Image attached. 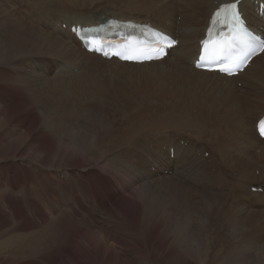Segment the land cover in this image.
I'll list each match as a JSON object with an SVG mask.
<instances>
[{
	"label": "bare ground",
	"instance_id": "obj_1",
	"mask_svg": "<svg viewBox=\"0 0 264 264\" xmlns=\"http://www.w3.org/2000/svg\"><path fill=\"white\" fill-rule=\"evenodd\" d=\"M181 1L185 8L180 2L181 9H177L178 13L176 16L168 15L164 17L167 24L165 23L163 30L153 26L148 21L127 19V16L123 13L118 15L121 17H117L114 12H97L95 16L87 17L85 20L78 22L64 19L56 22L52 20L46 21L45 24L53 29L60 36H58L60 39L64 40L61 47H53L51 49L47 45L48 43L51 45V41L40 35H34L28 29L22 33L24 45L18 50L8 46L4 40H1L12 30L14 23L11 17L9 19L10 12L3 8L0 1V264H247L246 258L241 259L242 251L232 254L222 249V246L226 249L231 247H228L229 245L226 243H222L223 245L219 244L217 240L218 229L213 231V236L205 233L207 230L205 231L204 225L212 217L210 209L213 205L226 199L224 193L220 195L221 199L213 194L203 193L198 195L197 210L199 219L195 225L196 228L190 226V214L189 217L186 215L187 211H189L188 209L177 210L175 206L169 209L166 207L165 197L157 192L156 185L140 188L133 196H124L115 202L112 208L104 212V221L103 219L99 221L97 213H100L101 209L107 206L108 203L114 202L120 191L124 188L121 192L123 193L128 187L127 183L123 184L108 178L116 177L113 171L120 167V163L107 160V151L104 153L90 144V140L96 133H90V131L86 130L85 133L83 132L84 134L75 135L72 133L74 136L55 138L50 133L51 130L45 128L48 118L51 116V110H49V107L52 108L51 103L59 105L62 100L66 99L64 92H62L64 89L58 86L64 79L55 78V81L51 84L54 87L50 86L46 89V87H43L44 82L42 81L44 77L42 74L40 72L34 73L26 67L25 57L27 55L31 56L36 65H44V63H48L47 60L50 58V53H53L52 58L57 60L72 61L75 64L85 62L87 66L89 65V67L102 71L105 70L103 67L113 64H117L116 66L119 68H125L129 71L145 68L144 70H149V73L171 83L174 90L180 88V90L186 91L189 87L190 71L191 69L196 70L195 62L198 60L201 41L205 38V32L210 24L212 14L221 5L230 4L236 0H210V6L203 14L204 18L202 17L204 23L201 28L198 27L196 20L198 19V14L202 12L203 7L201 8V5H204L206 1L203 0L205 3L199 0ZM215 2L218 3L217 6ZM260 2H264V0H258L257 5L255 0H243L239 8L243 18L246 19L248 27L264 37V13L261 16L257 11ZM130 7L132 11L139 9L136 5ZM187 7L189 10H186ZM194 7L197 9L194 10ZM190 9H193V11ZM145 11H153L159 14L156 9L154 10L151 7L146 8ZM165 11H172V7L169 10L165 9ZM163 12L164 9L160 13L163 14ZM179 17L182 21L181 27H174L173 29L172 27L175 22H178ZM112 18L120 22L124 21V23L137 22L141 25H151L153 28L177 40L178 46L170 49L167 57L162 61L142 65L128 64L122 63L115 58L109 61L97 54L87 52L83 48L81 41L71 32L73 27L90 28L106 23ZM46 20H48V17ZM64 23L67 24V30L63 29ZM58 27L61 29L59 30ZM192 41L195 46L191 52H188L187 43ZM170 55H174V57L169 65L164 67L163 65L171 57ZM263 56L264 52L262 55L252 59L244 72L234 78H228L219 72L211 73L201 70H196V74L198 76L202 75L203 81L212 88H223L227 85L232 88L234 83L237 86L235 81L246 75L251 67H255L257 61ZM187 59L192 63L190 68L184 65V61ZM65 62L61 64L65 65ZM118 67H115L113 71L119 69ZM52 69L53 67L47 68L45 72L49 74ZM260 71L264 73V66ZM128 74H131V72ZM259 76L260 74L255 75L251 79V83L258 82ZM65 81L64 84H66ZM17 90H21V92ZM188 96L191 99L189 90ZM252 96H257L254 100L258 99L256 100L258 102L254 101V105L262 104L264 106L263 89H256L254 93L249 95V97ZM187 104L189 107L195 108V110L198 108L192 100H189ZM231 106H227L229 113ZM247 106L239 101L237 107L235 106L237 119L232 118L235 119L236 124L234 123V126L238 129L242 125L243 117L241 118V115L247 109L249 113L254 112L251 105L250 109ZM227 107H224L225 113L227 112ZM207 115H209L208 119H213L216 116ZM262 117H264V108L262 113L254 120L253 143L245 145V142L236 140L240 145L237 147L240 151L237 152L236 160L231 161L232 165L227 166L225 162L224 165L219 155V158L212 157V165L210 168H206L201 164L199 153L195 150L192 160L194 168L191 175L194 181L192 186L200 187L202 190L207 189L208 191L213 189H208L210 186H214L217 183L220 189L229 187L230 183L236 184L237 181L238 188L245 189L248 187V184L241 185L239 183L240 180L238 181L230 171L237 170L236 175L240 174V178L242 176L244 179L243 176L247 172V169L244 168L250 166L239 167L237 164H248L247 159H253L252 155L257 149L261 150L260 154L257 151L254 155L257 158L264 159V139L259 137L256 127L257 121ZM224 118H226V121L230 119H227L226 116ZM226 121L222 119L223 123ZM208 122L212 121L209 120ZM218 123L216 122L215 124L217 125ZM93 132H96V130L94 129ZM38 135H45L46 149L40 148V141L36 142ZM74 144L80 149V157L71 154L69 149L65 147L68 145L71 147ZM253 148L255 149L253 150ZM30 160L42 164L47 174L36 179L32 178V174L29 171L30 164L28 161ZM254 165L256 164L254 163ZM57 169H59L57 173H52ZM122 169L124 174L131 173L123 167ZM152 169L157 173H154L155 176L163 179L164 176L159 175V172L162 174L161 171L155 168ZM97 171H100L101 173L99 174L101 175ZM169 171L172 174L179 172V170L172 167ZM185 172L186 170L181 171L183 174ZM98 175L99 181H88L89 178L94 179ZM66 176H76L77 182L72 183L75 187L66 188L67 190L65 191H60L57 188L50 189V183H65ZM176 179L182 182L181 179ZM138 180H143V178H138ZM82 181L84 182L82 183ZM37 183L42 185L37 187ZM76 185L80 187L77 188ZM254 187L258 186H255L254 183V185H250L248 190L251 191ZM139 191H144L145 193ZM166 191L168 192L167 189ZM238 203L235 209L237 211V220L238 218L240 219L239 223L243 226L242 232L245 231L246 233L248 230L247 224H251L254 221L253 217L255 215L251 213L249 214L250 217H244V213L247 210L246 205L242 207ZM219 217L221 215L218 216L216 214L215 221ZM72 222H74V225ZM223 223L224 221H221V224L216 226L220 230H225L228 235L229 233H231L230 236L234 234L233 237L236 238L238 234L242 233H236L232 229L224 227ZM66 227L77 230L76 234L73 231L65 234L64 228ZM237 240L239 241V239ZM247 248L246 250L248 251ZM246 250L244 251L246 252ZM254 256L251 254V258L248 260L257 264H264V245L263 247L261 245L258 249L256 248ZM54 258H57V261ZM60 258H62L61 261Z\"/></svg>",
	"mask_w": 264,
	"mask_h": 264
},
{
	"label": "rangeland",
	"instance_id": "obj_2",
	"mask_svg": "<svg viewBox=\"0 0 264 264\" xmlns=\"http://www.w3.org/2000/svg\"><path fill=\"white\" fill-rule=\"evenodd\" d=\"M0 1L3 8H6L10 12L11 15H9V19L11 17L14 23L12 30L1 40H4L8 46H11L15 50L23 47L24 42L22 33L28 29H30L34 35H40L48 41H51L52 46L50 43L47 44L51 49H53V47H61L64 40H62V38L60 39V36L45 24V22L49 20L56 22L60 19H64L66 21L78 22L85 20L87 17L95 16L97 12H114L117 14V17H121L118 15L123 13L127 16V19L131 18L133 20L139 19L144 22L148 21L153 26H157L163 30L165 23L167 24L166 18L164 17L168 15L176 16L178 13L177 9H181V4L185 8L181 0ZM199 1L203 2V0ZM205 1L206 3L203 2L205 4L201 5V8L203 7L202 12L198 14V19L196 20L199 28H201L204 23V20H202V17L204 18L203 14L210 6V0ZM180 2L182 3L180 4ZM215 4L216 6L218 5L217 2H215ZM133 5H136L139 9L132 11L130 6ZM150 7L154 10L156 9L160 15L153 11H145L146 8ZM171 7L172 11H165V9L169 10ZM127 8L130 9L127 10ZM187 8L186 10H189V8ZM163 9L164 12L162 14L160 12L163 11ZM193 9L196 10L197 8L194 7ZM193 9L190 10L193 11ZM47 17L48 20H46ZM181 22L179 17L178 22H175L172 28H180ZM58 29L60 30L61 28L58 27ZM63 29L67 30V24L64 23ZM194 46L195 44L193 41L188 42L187 51L191 52ZM49 56L50 58L47 60L48 63H44V65L41 64L42 66L39 64L36 65L33 59H31V56L27 55L25 57L27 69H30L34 73L40 72L42 74L44 77L42 81L44 82L43 87H46V89L50 86L54 87V85L51 84L55 81V78L66 80V84H64V80H62L58 85L61 89H64L62 92H64L66 99L62 100L59 105L51 103L52 108L49 107L51 116H49L45 128H49L51 130L50 133H52L55 138L74 136L72 133L75 135H80V133L84 134L86 130L90 131V133H96L90 140V144L95 148H99L104 153L107 151V160L120 163V167L113 171L116 177L108 178L116 182L128 184L126 191L121 193L124 190L123 188L114 202L108 203L107 206L101 209L100 213H97V219L99 216L98 220L100 221L103 219L104 221V212L112 208L114 203L124 196H133L140 188L156 185L157 192L165 197V201L167 202L166 207L169 209L175 206L177 210L188 209L189 211H187L186 215L189 217L190 214V226L196 228L195 225L199 219L197 210L199 202L198 195L203 193L208 195L213 194L221 199L220 195L224 193L226 199L213 205L210 209L212 217L206 221L205 224L207 226L204 225L205 231L207 230L205 233L213 236V231L218 229L217 240L219 244L226 243L229 245L228 247H231L226 249L222 246L225 252L233 254L242 251V254H239L241 259L246 258L247 264H257L248 259L251 258V254L252 256L255 255L256 248L258 249V247L261 245L263 247L264 245V159L257 158L254 155L257 151H259L258 154H260L261 150L257 149L254 151L252 155L253 159H247L248 164H237L239 167L245 165L250 166L244 168L247 169V172L243 176L244 179L241 176L243 180L240 178V174L236 175L237 170L230 171L238 181L240 180L239 183L241 185H249L245 189L238 188L236 181V184L230 183L228 185L229 187L219 189V184L217 183L208 188H213L211 190H202L200 187L192 186L194 181L191 175L194 170L192 160L195 150L199 153L198 156L201 159V164L206 168H210L212 165V157L219 158V155L223 164L225 165L226 163L227 166H229L232 165V160H236L237 152L240 151L237 148L240 145L236 140H238V142H245V145L253 143L254 120L262 113L264 106H262V104L254 105V101L258 102L256 101L258 99L254 100L257 96L249 97V95L254 93L256 89L264 90V73L260 71L264 66V56L257 61L255 67H251V69L248 70L246 75L238 78L235 81L237 86L234 83L232 88L228 85L223 88H212L203 81L202 75L198 76L196 70L191 69L188 87L191 99L188 96V90L183 91L182 89L180 90V88L174 90L171 83L149 73V70H144L145 68L129 71L125 68H119L116 66L117 64H113L107 66L108 68L103 67L105 69V73H103L104 71L102 70L89 67V65L87 66L85 62L75 64L72 63V61L65 62L52 58L53 53H50ZM170 56L171 57L165 61L164 67L168 66L171 59L174 57V55ZM62 62H65V65H62ZM184 62V65H187L188 68L191 67L192 63L188 61V59ZM51 67H53V69L47 74L45 72L46 69ZM115 67L119 68L116 70L117 72L113 71ZM129 72H131V74H128ZM259 74V81L252 84L251 79ZM65 85L66 87H64ZM17 91L21 92V90ZM189 100H192L198 107L196 110L188 106L187 102H189ZM238 101L243 105H248L247 108L249 109L251 105L254 111L249 113L246 108L247 110L244 114L241 115L240 113L243 119L241 121V128L239 129L234 126L235 119H233L236 118L235 111L237 112V110L235 106L237 107ZM228 105L231 106L230 113L228 112ZM224 107H227L226 113ZM231 112L234 113V116ZM206 113L216 115V119L215 117L213 119H208L209 115ZM224 116L230 119L226 121ZM221 118L227 123L224 122V124ZM209 120L212 122H208ZM216 122L222 123H218L217 125L219 126H217L215 124ZM94 129L96 132H93ZM44 136L45 135H38L36 138V142L40 141L39 145L42 149H46L47 146ZM65 147L69 149L71 154L79 157L81 156L80 149L77 145L74 144L71 147L70 145ZM254 149L255 148H253V150ZM28 162L30 164L29 171L32 174V178L36 179L47 174L42 164L31 160ZM254 163L256 165H254ZM122 167L131 173L124 174ZM171 167L179 170V172L172 174V172L169 171ZM152 168L161 171L162 174L159 172V175L167 178L163 177L162 179L159 178V176H155L154 173L156 172ZM58 170L59 169L52 173H57ZM185 170V174L181 173V171L183 172ZM97 173L99 174L101 172L97 171ZM99 175L97 178H94L95 180L89 178L88 181H99ZM66 177L68 180L66 179L65 183L48 182L51 185L50 189L57 188L60 191H65L75 187L72 183L77 182L76 178L71 176ZM174 177L181 179L183 183ZM138 178H143V180H138ZM250 181L252 184L249 183ZM83 182L84 181H82V183ZM173 183L176 184L174 185ZM254 183L255 186L258 187L252 188L251 192L248 188L250 185H254ZM36 185L40 187L42 184L37 183ZM76 187L78 188L80 186L76 185ZM237 203L242 207L246 205L247 210L244 213V217L249 216L251 213L255 215L253 217L254 221H252L251 224H247L248 230L246 233L245 231L242 232L243 226L239 223L240 219L238 218L237 220V211L235 210ZM216 214H218V216L221 215L217 221L214 219ZM221 221H224V227L230 228L236 233H243H240L241 235L238 234L237 237L235 235L239 241L233 237L234 234L230 236L231 233L228 235L225 230H220L219 227L216 226L220 225ZM72 224L74 225V222H72ZM64 230L65 234H69L72 231L76 234L77 231L69 227L64 228ZM252 246L255 247L253 248ZM244 250H246V252ZM54 259L57 261V258ZM61 260L62 258H60V261Z\"/></svg>",
	"mask_w": 264,
	"mask_h": 264
},
{
	"label": "snow or ice",
	"instance_id": "obj_3",
	"mask_svg": "<svg viewBox=\"0 0 264 264\" xmlns=\"http://www.w3.org/2000/svg\"><path fill=\"white\" fill-rule=\"evenodd\" d=\"M229 7L232 8V9H235L236 6L233 4V5H230ZM233 15L235 16L236 13L233 12ZM171 46L172 45L169 44V47H171ZM166 54L167 53L164 51V49L160 48V49H158L156 51H153V52L149 53L145 58L146 59H160V58H162L163 55H166ZM105 55H107V54L105 53ZM220 71H230V70L225 69V68H221ZM260 130H261V135H264V121L260 122Z\"/></svg>",
	"mask_w": 264,
	"mask_h": 264
}]
</instances>
